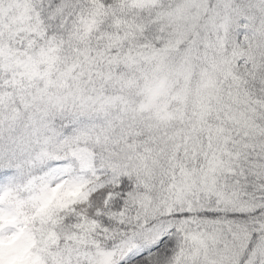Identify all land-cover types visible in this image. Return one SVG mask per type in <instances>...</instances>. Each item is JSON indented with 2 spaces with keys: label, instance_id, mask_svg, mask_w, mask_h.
Returning <instances> with one entry per match:
<instances>
[{
  "label": "snow or ice",
  "instance_id": "snow-or-ice-1",
  "mask_svg": "<svg viewBox=\"0 0 264 264\" xmlns=\"http://www.w3.org/2000/svg\"><path fill=\"white\" fill-rule=\"evenodd\" d=\"M0 264H264V0H0Z\"/></svg>",
  "mask_w": 264,
  "mask_h": 264
}]
</instances>
